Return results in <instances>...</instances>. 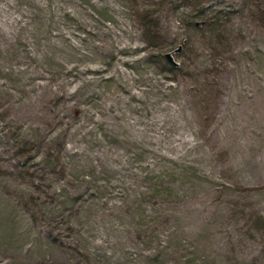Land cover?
Wrapping results in <instances>:
<instances>
[{
  "label": "rangeland",
  "instance_id": "1",
  "mask_svg": "<svg viewBox=\"0 0 264 264\" xmlns=\"http://www.w3.org/2000/svg\"><path fill=\"white\" fill-rule=\"evenodd\" d=\"M263 16L0 0V264H264Z\"/></svg>",
  "mask_w": 264,
  "mask_h": 264
},
{
  "label": "trees",
  "instance_id": "2",
  "mask_svg": "<svg viewBox=\"0 0 264 264\" xmlns=\"http://www.w3.org/2000/svg\"><path fill=\"white\" fill-rule=\"evenodd\" d=\"M141 6L143 7L144 4H141ZM174 9H176V10L181 9V6L175 5ZM218 14L219 13L216 12L214 18L215 17L218 18ZM136 16H137V14H136ZM139 18H140L139 21H141V24L143 27L144 35L151 37V38H156V37L152 36V30L156 29V19L155 18L153 19L151 17V12H149L146 9H142L141 13L139 14ZM187 19H189V21ZM187 19L185 22V18H183V22H182V28L184 31V35H185V28H186V31L203 33L208 38L214 37L215 34L217 33L218 20L212 21V18H207L205 15V8L201 7L200 4L194 5L192 12H190V14L187 16ZM157 52H158V54L156 55V59H160L161 49H159ZM167 69L169 72H173L175 70V67H173L171 64L167 63ZM22 142H21L22 144L20 145V147L18 149V152L22 153V151H23L25 153H28L29 151H31L33 149L32 146L28 147V144H29L28 142H24V141H22ZM19 155H21V154H19ZM26 159H30V158H28V156H27ZM25 162L26 161L22 162V165L26 168L27 165L25 164Z\"/></svg>",
  "mask_w": 264,
  "mask_h": 264
},
{
  "label": "water",
  "instance_id": "3",
  "mask_svg": "<svg viewBox=\"0 0 264 264\" xmlns=\"http://www.w3.org/2000/svg\"><path fill=\"white\" fill-rule=\"evenodd\" d=\"M263 24H264V16L262 18ZM166 59L169 60V57L166 55Z\"/></svg>",
  "mask_w": 264,
  "mask_h": 264
}]
</instances>
